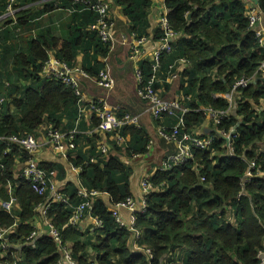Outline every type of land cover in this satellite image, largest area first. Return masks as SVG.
<instances>
[{
    "label": "trees",
    "instance_id": "1",
    "mask_svg": "<svg viewBox=\"0 0 264 264\" xmlns=\"http://www.w3.org/2000/svg\"><path fill=\"white\" fill-rule=\"evenodd\" d=\"M18 1L21 8L17 13L18 23L13 25V19L7 17L0 31V135L33 134L38 138L41 132L46 134L49 125L64 133L77 129L76 148L68 152V158L71 166L80 168L79 186L68 182L63 189H58L67 202H53L50 193L38 195L21 177V171H15L16 166L25 162L24 153L15 149L4 155L6 145L0 143V160L4 165L0 166V226L16 224L11 235L15 245L11 250L17 252L19 263H59V247L47 234L29 241L31 233L36 231L34 221L41 217V207L49 203L47 219L61 232L64 243H73V256L81 264H89L90 259H96L97 264H162L163 261L260 264L264 252V109H261L264 83L257 77V69L264 49L250 27L247 1L164 2L173 37L170 50L161 54L159 77L162 80L154 85L155 90L164 99L179 97L180 104L188 109L180 137L187 130L210 138L213 143L209 150H193L194 157L187 163L172 169H162V166L149 177L154 190L147 197V211L136 215L138 236L119 227L99 196L95 198L91 215L102 220V229L90 228L79 233L77 226H66L80 203V186L107 194L113 205L133 197L130 181L134 171L111 152V147L118 152L125 150L128 156L143 155L149 152L147 147L153 138L144 122L141 127L127 126L121 130L127 147H120L109 134V150L103 152L100 133H87L97 127L99 120L93 117L91 121L78 122L75 91L61 80L43 74L49 51L55 50V56L70 66L80 64L91 76L98 75L103 59L109 54V45L89 31L95 21L94 12L78 9L67 15L65 10L72 6V0ZM111 1L112 8H120L127 19L118 22V27L126 29L132 40H148L152 35L159 42L165 37L160 26L151 30L153 0ZM7 2L0 0V14L6 12ZM40 5L43 7L39 8ZM259 8L264 13V0H259ZM61 10L67 17L66 22H58L66 32L62 40L51 34V29L55 31L59 27L48 26L43 19L46 14ZM138 66L142 80L137 82L136 90L143 108L131 105L128 109L126 104L122 105L123 110L133 115L144 113L149 106L138 90L150 75V57L140 59ZM242 78L255 79L234 95L235 111L217 126L205 111L230 109V101L225 96ZM81 89L84 93L89 91L95 99L105 95L103 88L85 78L81 80ZM179 116V112L165 113L152 120L156 130L164 127L165 133L170 134ZM208 123L207 129L213 132L206 134ZM234 128V154L229 156L220 133ZM161 138L158 142L163 140L174 145L170 155L178 152L175 141ZM252 161L256 164L254 168H250ZM41 166L51 178L55 171H59L62 180L67 175L59 163L44 162ZM248 172L253 175L247 177ZM202 178L205 180L201 181ZM9 184L16 197L12 213L1 205L10 199ZM92 233H98L96 243L92 241ZM134 243L150 248L153 257L134 250ZM16 244H19L17 248ZM14 260V256L0 250V264H13Z\"/></svg>",
    "mask_w": 264,
    "mask_h": 264
},
{
    "label": "built area",
    "instance_id": "2",
    "mask_svg": "<svg viewBox=\"0 0 264 264\" xmlns=\"http://www.w3.org/2000/svg\"><path fill=\"white\" fill-rule=\"evenodd\" d=\"M56 1L59 2L60 0ZM246 1L249 8L248 18L250 27L255 32L260 47L264 49V13L259 8V3L256 4L253 0ZM164 2L165 0H153V5L156 6L159 11V26L165 32V37L157 42V46L154 51H152V53L145 55L146 57H150V75L146 84L138 90L141 97L149 104L144 113L133 115L125 109L123 110L122 106L111 104L109 100V95L116 88V81L108 59L110 54L114 51L117 43L121 42L126 44L125 41H121V39L116 37V33L118 32V21H116L113 16L111 0H72V6L65 10L67 14L77 12L78 9L80 11L91 10L94 12L95 21L89 26V31L95 33L98 38L109 45V54L103 59L104 65L103 68L98 72V75L96 77L91 76L81 67L80 64L70 66L66 61L58 59L55 56V50L49 51L50 57L46 62L43 74L49 78L61 80L65 85L69 86L75 91L76 97L78 98V122L81 119L91 121L93 117H96L99 120L97 127L91 131H88V134L92 132H98L100 135L106 134L107 136L112 134L113 136H111L110 139H114L116 143L122 148L127 147V139L124 135H122L121 130L127 126L141 127L143 125L141 120L145 113L152 115L153 118H158L165 113L172 115L179 112V122L173 127V130L170 134L165 133L164 127H159L157 129V134L160 137H163L167 140H173L177 144L178 152L169 155L167 161H164L162 165V169H172L174 166L187 163L189 160H192L194 157L193 150H209L213 140L210 138H203L199 134H191L187 130H185L183 136L180 137V128L185 126L184 116L188 112V109L180 104L179 97H176L173 100L164 99L155 90L154 85L162 80L159 77L161 68V54L170 50V42L173 37V32L169 28L167 8ZM76 5H81V7L76 8ZM18 7H20L18 0H8L6 12L0 14V31L4 27V19L7 17L13 19V25L18 23L17 13L21 9ZM132 41L131 59L136 63L135 75L138 81H141L142 72L138 66V62L143 58V45L147 41V38H141L139 40L134 38ZM182 61L185 62V60ZM257 74V77L264 81V57L258 66ZM175 77L176 75L167 78V82H171ZM82 78L91 80V82L96 84L98 87L103 88L106 94L104 96L96 97L95 99L91 94L89 95L87 92L84 93L81 89ZM254 79L252 78L251 80L250 78H242L237 81L233 89L225 96L227 99H229L231 108L227 110L207 109L205 111L207 117L213 120L217 126L223 119L228 118L231 113L235 111V106L232 108V105H234V95L240 90L247 88ZM207 126L209 127L210 124L208 123L205 127ZM209 130L210 132H213L212 129H207V131ZM45 131L48 135L50 143L65 157H68L69 151L76 148L75 139L76 135L78 134L77 129H74L69 133H64L60 131V129H54L53 125H49ZM235 133L236 128L232 129L228 133H220L221 137L226 142L227 155L229 156L234 154L232 141L236 137ZM0 143H4L6 145L4 155H9L15 149L24 153L25 162L23 165H21L20 175L30 183L33 191H35L40 196H45L46 194L50 193V198H52L53 202H67V199H65L56 188L54 179L49 176V173L41 166V163L37 158V151L40 148V142L35 135H0ZM153 145L154 141L152 139L147 147L149 151L153 148ZM100 149L103 152H108V143L101 142ZM139 156L141 155H134V157ZM0 166H2V168L4 167V165L1 164V160ZM255 166V162L252 161L250 163V168H254ZM72 169L79 175V167L72 166ZM52 174L54 175V172ZM247 175V177H250L253 175V173L248 172ZM204 180L205 179L202 178L201 181ZM141 188L143 196L140 201H137L133 197H129L124 201L114 204V208L111 210L112 216L119 227L128 229L136 236L139 235V232L136 229V215L138 213H144L147 211V197L154 190V186L151 183L149 177H144L142 179ZM100 195L101 193L98 191L88 190L87 188L80 186L78 191L80 203L75 207L74 213L66 226L75 227L79 225V223L86 216H91L94 220L92 230L102 229V220L91 215L95 198ZM9 196L10 199L8 201L2 202L1 205L4 210L12 213L13 206L16 203V197L11 184H9ZM49 207V203L44 204L41 207V217L46 221L47 236L59 247L61 258L58 264H81L73 256V249L65 246L61 232L47 219ZM122 209L129 211L130 216L128 220H124L121 217L120 211ZM15 226L16 224L10 227L0 226V250H2L5 255H11L15 257L13 264H20L17 252L11 250L15 245L13 244L11 237ZM35 236V232L31 233L29 236V241L32 242L35 239ZM18 246L19 244H16V248ZM135 248L137 250L144 251L147 255H150L151 258L153 257L150 248L145 249V247H140L138 245H135ZM89 264H97L96 259H90ZM162 264L174 263L170 261H163ZM260 264H264V252L261 253Z\"/></svg>",
    "mask_w": 264,
    "mask_h": 264
},
{
    "label": "crops",
    "instance_id": "3",
    "mask_svg": "<svg viewBox=\"0 0 264 264\" xmlns=\"http://www.w3.org/2000/svg\"><path fill=\"white\" fill-rule=\"evenodd\" d=\"M42 7L43 6L40 5L39 8H42ZM153 7L154 8L151 12L150 19H151V23H152L151 30L154 31L159 26V11H158L156 6H153ZM112 10H113V16H114L116 21L121 20L120 16L125 17L123 15L121 9L118 8L117 6H113ZM55 11H57V10H55ZM64 13H65V11L61 10L58 12L51 13V15H50V13L46 14L43 18L44 23H46L47 25H51L53 27L54 26L57 27L55 25V23H58V22L61 23L62 21H64L66 19V15L62 16V14H64ZM67 15H69V14H67ZM61 17H64V20H61ZM126 20L124 22H126ZM118 28H119L120 34L117 32L116 37L118 39H121V41H125L126 44H123L121 42L116 44L114 52L110 54V55H113L115 57V60H119L120 55H118V54L120 53L121 49H124L121 46L125 47L127 44L133 43L132 36L129 35V32L126 29H123L120 27H118ZM55 32L57 33L55 36L60 38L61 40L63 39V36H65V34H66L65 30L63 29V36L60 37L59 35H61L62 31L59 28L57 30L55 29ZM118 46H120V47H118ZM156 46H157V41H155L154 36L151 35L149 37V39L143 45V53L146 55L152 53V51H154ZM129 49H130V47H129ZM128 54H130L129 50H128ZM126 59L129 60V56H127V58H124V62H123L124 65H127ZM81 60H82V55L79 56V62H81ZM132 71H134V70L132 69ZM134 74H135V71H134ZM86 92H87V94L90 93L89 91H86ZM261 105H262L261 109L263 110L264 109V101L261 102ZM147 116H149L151 119H153V117L150 114H145L144 117L142 118V123H143L144 118ZM146 124L148 125L147 122H146ZM207 127H205V128L207 129ZM153 128L155 129V126H153ZM147 129L151 130L152 128L148 127ZM206 129H205V131H206ZM156 133H157V131H156ZM208 133H210V130L206 132V134H208ZM159 139H162V138L160 137V138H158V140ZM38 140L40 142V148L37 151V158L40 161V163H44V162H46V163H54V162L59 163V164L64 166L65 170H67V175H66L65 179H63V180H62L63 177L62 178L60 177L59 171L54 172V178L53 179L55 181L56 188L61 190L64 188V186L68 182H73L77 186H79L80 185L79 175L77 172L73 171L71 163L69 161V158L65 157L64 155H62L59 151H57L54 148V146L49 141L48 135L45 134L44 132L39 135ZM100 142L107 143L108 142V136L106 134H101V141ZM175 145H176V143H175ZM172 146H174V145L171 143H168L166 141L164 142L163 140H160L157 144L156 149L152 148L148 153H145L139 157H134V155L128 156L127 153L124 152V150L122 152H118L114 147H111V152L114 155H118L121 158V160L125 164H127L128 166H131L133 171H134L133 176L131 177L132 182H131L130 186H131V192L133 194V198H135L137 201H140L142 199V196H143L142 188H141L142 179L144 177H150L160 167H162L164 159L170 155L169 152L171 151ZM15 171H17V173L19 171H21V165H19L18 167L16 166ZM99 197L103 199L105 204L110 208V211L114 208V205L111 203V199L107 194H101ZM40 212H41V210H40ZM120 214L124 220L129 219L130 214H129L128 210L122 209L120 211ZM93 224H94L93 218L91 216H86L79 223V225H77V227L76 226L75 227L79 230V233H85L90 228L92 230ZM34 225L36 228L35 238L39 239L41 237V235H46V233H47L46 221L42 217H37V219L34 221ZM97 234L98 233H92L91 234L93 236L92 241L94 243H96V241H97V237H96ZM135 245L137 246V244L134 243L133 249L136 251H141V250H137L135 248ZM65 246L72 248V249L74 248L73 243L70 241H65ZM19 251H22V247L19 249ZM179 253H180V251H177V254H179ZM91 254H93V253H91ZM180 257H181V253H180Z\"/></svg>",
    "mask_w": 264,
    "mask_h": 264
},
{
    "label": "rangeland",
    "instance_id": "4",
    "mask_svg": "<svg viewBox=\"0 0 264 264\" xmlns=\"http://www.w3.org/2000/svg\"><path fill=\"white\" fill-rule=\"evenodd\" d=\"M62 16H65V14H62ZM120 19L121 20H119L118 22H120V21L124 22L126 20V18L123 16H120ZM61 20H64V17H61ZM64 22H66V19L64 21H62V23H64ZM55 25L57 27H59L58 23H55ZM120 28H123V27H120ZM59 29H61V26L59 27ZM61 31H62L61 35L58 34L60 37H62V35H63V30L61 29ZM118 32H119V28H118ZM51 34L54 36L57 33L53 29H51ZM119 34H120V32H119ZM118 47H120V46H118ZM121 47H123L124 49H121L120 53L118 54V55H120L119 60H115V57L113 55H110V57L108 59L109 64H110L111 69H112L113 76H114L115 81H116V88L109 95V100L114 105L122 106V105L126 104L125 106L128 109H130L131 105L134 106L135 108H137L139 106L140 109L142 110L143 102L138 97V93L136 90V85H137L138 79H137L136 75L134 74V71H132L133 68L134 69L136 68V63L134 60L131 59V55H132L131 44H127L125 47L124 46H121ZM129 47H130V49H129ZM128 50H129L130 54H128ZM145 55L146 54H144V55L142 54L143 58L146 57ZM127 56H129V60L126 59L127 65H124V63H123L124 58H127ZM115 75L117 76V78ZM100 96L101 95H99L98 97H100ZM145 121L148 123L149 127L152 128L149 131V133L153 137L152 138L154 141L153 149H156L157 144H158L157 143L158 142V139H157L158 134L156 133L157 130H155L153 128L154 121L148 116L144 118L143 122L146 123ZM131 182H132V180L130 181V184H131Z\"/></svg>",
    "mask_w": 264,
    "mask_h": 264
},
{
    "label": "water",
    "instance_id": "5",
    "mask_svg": "<svg viewBox=\"0 0 264 264\" xmlns=\"http://www.w3.org/2000/svg\"><path fill=\"white\" fill-rule=\"evenodd\" d=\"M256 4H258L259 3V0H253ZM189 17H190V15H189Z\"/></svg>",
    "mask_w": 264,
    "mask_h": 264
},
{
    "label": "bare ground",
    "instance_id": "6",
    "mask_svg": "<svg viewBox=\"0 0 264 264\" xmlns=\"http://www.w3.org/2000/svg\"><path fill=\"white\" fill-rule=\"evenodd\" d=\"M264 83V81H262Z\"/></svg>",
    "mask_w": 264,
    "mask_h": 264
}]
</instances>
